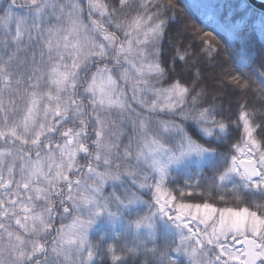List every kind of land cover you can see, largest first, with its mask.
<instances>
[{
    "label": "snow or ice",
    "instance_id": "1",
    "mask_svg": "<svg viewBox=\"0 0 264 264\" xmlns=\"http://www.w3.org/2000/svg\"><path fill=\"white\" fill-rule=\"evenodd\" d=\"M254 3L0 0V264H264Z\"/></svg>",
    "mask_w": 264,
    "mask_h": 264
},
{
    "label": "trees",
    "instance_id": "2",
    "mask_svg": "<svg viewBox=\"0 0 264 264\" xmlns=\"http://www.w3.org/2000/svg\"><path fill=\"white\" fill-rule=\"evenodd\" d=\"M181 2H183V0H181ZM190 23H191V21H190ZM170 55H171V52H170L169 46L167 43H165L163 46V57L165 59H167ZM225 59L227 60V57H225ZM228 67H229V70L234 71V69L232 68L231 62H229ZM215 75H216V70H213L212 68H208V71L206 72V77L209 78V84H208L209 89H219V92L217 93L219 96L218 103L223 105L226 114L229 112L235 113L236 112V97L233 94L232 86L226 84L222 87L217 80L211 79ZM257 87H259L258 84H257ZM130 95H131V92L129 91V96ZM249 111H251V109H249ZM173 175H175V174H173ZM211 175H212L211 169H206L203 173L195 171L192 174H190V176L181 175L179 177V179L181 181V184H183L185 181H187V184H188L187 190H191V186H194L197 181H200L202 184H206L207 178L210 177ZM217 184H219L218 178H217ZM175 187H180V184L175 185ZM202 190H203L202 188H197L195 190L196 195L188 198L189 202H199V200H200L199 193ZM221 191H223V189H221ZM227 191H228V193H230L232 191V186L228 187ZM249 198L254 199V200H258L259 196H258V194L255 197H251L249 195ZM217 202H219V201H217ZM228 203H229V206H235L237 204H240V201L239 200H233L231 197H229ZM240 206L243 207V206H247V205L246 204H240ZM160 243L163 244V243H165V241L161 240ZM167 243H171V239H169L167 241Z\"/></svg>",
    "mask_w": 264,
    "mask_h": 264
},
{
    "label": "water",
    "instance_id": "3",
    "mask_svg": "<svg viewBox=\"0 0 264 264\" xmlns=\"http://www.w3.org/2000/svg\"><path fill=\"white\" fill-rule=\"evenodd\" d=\"M261 5H264V0H255V3L253 5V7L256 9V10H259V7Z\"/></svg>",
    "mask_w": 264,
    "mask_h": 264
},
{
    "label": "rangeland",
    "instance_id": "4",
    "mask_svg": "<svg viewBox=\"0 0 264 264\" xmlns=\"http://www.w3.org/2000/svg\"><path fill=\"white\" fill-rule=\"evenodd\" d=\"M226 183H227V182H226ZM231 186H232L231 183H229V184H228V187H231ZM201 227H203V226H201ZM177 242H178V239H177Z\"/></svg>",
    "mask_w": 264,
    "mask_h": 264
}]
</instances>
